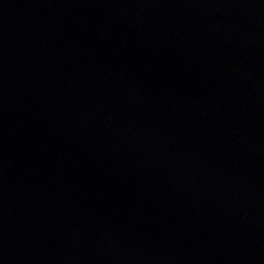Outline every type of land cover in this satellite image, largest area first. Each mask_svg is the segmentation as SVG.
<instances>
[{
	"label": "water",
	"instance_id": "95a60500",
	"mask_svg": "<svg viewBox=\"0 0 264 264\" xmlns=\"http://www.w3.org/2000/svg\"><path fill=\"white\" fill-rule=\"evenodd\" d=\"M0 264H264V0H0Z\"/></svg>",
	"mask_w": 264,
	"mask_h": 264
}]
</instances>
